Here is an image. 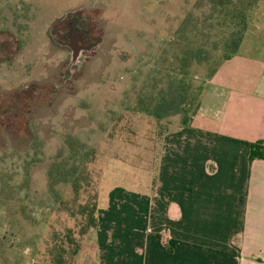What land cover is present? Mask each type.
<instances>
[{"label":"rangeland","instance_id":"374dc122","mask_svg":"<svg viewBox=\"0 0 264 264\" xmlns=\"http://www.w3.org/2000/svg\"><path fill=\"white\" fill-rule=\"evenodd\" d=\"M208 9L206 0H0V264H55L60 249L67 263L105 264V237L123 230L137 247L133 195L151 196L163 137L192 105L162 122L144 108L175 77L200 97L222 61L208 49L209 59L189 62L207 39ZM221 37L213 32L210 46ZM242 50L264 55V0ZM70 137L96 155L81 189L70 181L52 188L49 169ZM94 203L98 226L82 233L80 204ZM117 241L109 264L133 262L125 238Z\"/></svg>","mask_w":264,"mask_h":264},{"label":"crops","instance_id":"0c3cea01","mask_svg":"<svg viewBox=\"0 0 264 264\" xmlns=\"http://www.w3.org/2000/svg\"><path fill=\"white\" fill-rule=\"evenodd\" d=\"M259 140L264 55L241 46L207 80L190 127L163 137L156 188L133 195L137 247L128 230L105 237V264L121 238L134 260L118 264H264V159H249Z\"/></svg>","mask_w":264,"mask_h":264},{"label":"trees","instance_id":"16d2710c","mask_svg":"<svg viewBox=\"0 0 264 264\" xmlns=\"http://www.w3.org/2000/svg\"><path fill=\"white\" fill-rule=\"evenodd\" d=\"M208 4V13L203 19V26L205 29L206 40L202 47H192L189 53V59L191 63L195 62L197 58L201 57L199 60L209 59V54L207 57H202L204 52L209 53L211 51L219 52L221 54V64L212 70L209 75L211 78L218 68L226 61L231 60L235 57L242 46L245 38V34L250 25V17L253 10L257 7L259 0H206ZM221 33V40L214 42L210 46L209 39L212 33ZM208 36V37H207ZM206 46V47H205ZM187 63V62H186ZM179 75H189L188 70H184V73H176ZM175 74V75H176ZM190 91H192V85L190 86ZM188 89V91H189ZM202 90L200 97H196V94L191 93L185 94L184 80L175 77V83H173L168 90L169 93L162 94L156 103L153 105V101L146 105L144 108L149 114L153 115L159 122H162L169 116L178 115L183 111L184 104H191V114L185 115V118L180 124L181 127H190V123L193 117L198 113V110L202 103V98L204 95L205 88H197ZM198 100V101H197ZM170 123L172 121L169 120ZM68 144V153L60 161H56L52 164L49 169V179L52 181L51 187L54 188L58 183L70 181L76 189H81L79 180L85 178L87 174V166L91 162L95 155V148H88V146L81 142L80 140L70 137ZM250 161L260 158L264 159V140H259L250 143ZM29 172V171H28ZM88 177V176H87ZM86 177V178H87ZM81 212L88 213V223L83 229L82 233H87L90 229L96 228L99 223V216L96 214L98 212V207L96 203L92 205L80 204ZM57 247L54 249L56 250ZM62 248V247H61ZM56 255L55 264H72L67 263V259L64 254L66 249ZM58 251V249H57ZM78 250L75 251V254Z\"/></svg>","mask_w":264,"mask_h":264}]
</instances>
